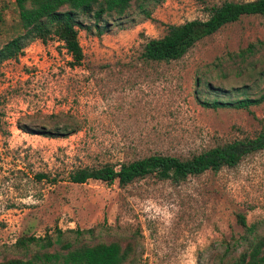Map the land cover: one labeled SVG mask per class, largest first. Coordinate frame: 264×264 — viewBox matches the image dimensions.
Masks as SVG:
<instances>
[{"label": "rangeland", "instance_id": "obj_1", "mask_svg": "<svg viewBox=\"0 0 264 264\" xmlns=\"http://www.w3.org/2000/svg\"><path fill=\"white\" fill-rule=\"evenodd\" d=\"M223 1L247 0H162L150 19L133 9L107 19L100 36L78 28V66L55 38L34 40L0 63V260L114 241L130 247L122 264H220L251 237L236 213L254 235L264 234V149L177 183L67 178L78 167L152 153L186 158L264 126V100L247 109L201 104L264 92V16L242 15L176 60L139 57L167 24L205 20L207 8ZM18 32L13 0H0V45ZM28 236L51 244L15 245Z\"/></svg>", "mask_w": 264, "mask_h": 264}, {"label": "trees", "instance_id": "obj_2", "mask_svg": "<svg viewBox=\"0 0 264 264\" xmlns=\"http://www.w3.org/2000/svg\"><path fill=\"white\" fill-rule=\"evenodd\" d=\"M162 0H13L17 10L20 32L0 45V63L16 59L24 47L34 40L44 43L55 38L61 43L69 56V65L78 66L82 61V50L78 42V28L97 36L108 31V20L125 17L129 9L150 19V7ZM204 3L205 0H193ZM205 20L191 19L179 24H167L162 36L147 38L141 46L139 57L144 61L169 62L182 57L197 41L216 32L227 23L236 21L242 15L264 16V0L223 1L207 8ZM80 16L91 19V23H82ZM264 100V92L256 98H240L232 101L202 102L211 108L233 107L247 109ZM74 130V129H73ZM73 132V131H71ZM70 132V133H71ZM67 133V134H70ZM39 134L56 136L59 133L41 131ZM264 149V126L253 137L234 139L212 146L186 158L174 155L152 153L117 165L102 163L97 167L83 166L70 171L68 181L84 183L88 179L98 180L104 184L116 182L124 187L128 183L151 176L156 180H170L177 183L189 175L204 171H217L221 167H233L239 160L252 152ZM37 179L44 178L42 173ZM236 222L242 226L250 239L242 236L246 248L229 262L220 264H264V234L254 235L252 225H247L242 214H235ZM33 242L43 248L50 241L44 237H19L15 245L25 246ZM67 246V245H66ZM69 247V246H67ZM130 247L122 248L119 243L98 242L91 245H79L65 253L34 254L30 258L11 257L0 260V264H122L127 260Z\"/></svg>", "mask_w": 264, "mask_h": 264}]
</instances>
